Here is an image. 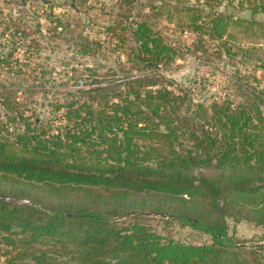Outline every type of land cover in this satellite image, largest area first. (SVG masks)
Segmentation results:
<instances>
[{
  "label": "trees",
  "instance_id": "16d2710c",
  "mask_svg": "<svg viewBox=\"0 0 264 264\" xmlns=\"http://www.w3.org/2000/svg\"><path fill=\"white\" fill-rule=\"evenodd\" d=\"M125 1H146L157 18L191 33L194 53L214 73L215 59L245 62L264 44V20L220 10L228 2L264 13V0ZM118 16L106 32L131 31L135 74L119 76L113 66L104 81L96 67L105 65H85L88 73L67 77L63 84H74L61 92L37 76L33 85L0 78L1 263L264 264V232L249 244L227 221L264 228V87L239 71L223 74L225 96L191 108L189 90L167 76L183 57L176 40L150 18ZM76 39L82 56L100 48L88 36ZM12 58L0 60L9 72L18 65ZM48 87L56 100L37 112L30 105ZM149 212L210 241L158 232Z\"/></svg>",
  "mask_w": 264,
  "mask_h": 264
},
{
  "label": "rangeland",
  "instance_id": "374dc122",
  "mask_svg": "<svg viewBox=\"0 0 264 264\" xmlns=\"http://www.w3.org/2000/svg\"><path fill=\"white\" fill-rule=\"evenodd\" d=\"M121 4L116 0H0V60L10 52L13 54L12 61L18 64L9 72L5 63H1L0 78L7 80V84L17 79L20 83L23 81L25 84L33 85V79L37 76L40 79H47L48 86H55V90L61 92L66 86L74 84L72 80L67 82L68 85L63 84L67 77L88 73L84 70L85 65H105L103 68L96 67L101 75L100 78L104 81L113 77V66H116L119 76H122L123 72L135 74L132 64L127 61V54L133 46V41L130 39L131 31L117 28L113 35H108L106 32L109 26H118L117 23L120 21L118 14L121 12L130 15L131 20L137 15L150 18L157 30L176 40L183 57L175 61L172 71L167 72V76L174 78L178 85L189 90L191 108H195L201 102L209 104L217 95L225 96V89L230 87V82L223 74L231 78V75L239 71L238 74L248 77L253 86L264 87V69L259 67L264 60V44H258L252 55L253 58L244 60L245 62L226 57L222 60L215 59L219 66L216 64L218 73H214L210 65L201 64L194 53L192 40L194 37L191 33L181 32L177 25L166 17L157 18L150 13L146 1L128 4L124 0ZM220 10L244 16L248 11L246 6L240 8L228 2L221 5ZM250 18L264 20V13L252 12ZM118 35L126 39L125 43L116 38ZM86 36L100 45L94 56H82L76 53V38ZM70 57H76L77 61ZM22 64L29 66L23 68V74L20 75L17 72ZM53 76H56L57 80L51 82ZM20 77L23 80H20ZM35 96L30 106L32 109H37V112L45 109L49 102L56 100L50 87L48 92H36ZM237 100L241 101L242 98L238 97ZM144 199L135 196L134 202H143ZM149 215L147 221L158 232L186 242L210 241L209 235L176 221L163 219L161 214L149 212ZM227 221L229 233L239 240L249 241V244L260 240L263 235L264 228L253 223L236 222L232 218H228Z\"/></svg>",
  "mask_w": 264,
  "mask_h": 264
},
{
  "label": "water",
  "instance_id": "95a60500",
  "mask_svg": "<svg viewBox=\"0 0 264 264\" xmlns=\"http://www.w3.org/2000/svg\"><path fill=\"white\" fill-rule=\"evenodd\" d=\"M251 14H252V11L251 10H248L245 17L246 18H250L251 17Z\"/></svg>",
  "mask_w": 264,
  "mask_h": 264
},
{
  "label": "crops",
  "instance_id": "0c3cea01",
  "mask_svg": "<svg viewBox=\"0 0 264 264\" xmlns=\"http://www.w3.org/2000/svg\"><path fill=\"white\" fill-rule=\"evenodd\" d=\"M116 2L117 3H119V4H121V2H123L122 0H116ZM123 6V4H121V7ZM117 7H118V5H117ZM148 9H149V7H148ZM150 10V9H149ZM151 11V10H150Z\"/></svg>",
  "mask_w": 264,
  "mask_h": 264
}]
</instances>
